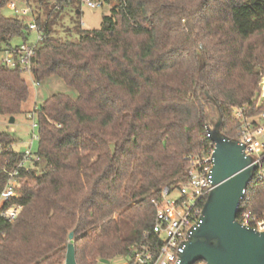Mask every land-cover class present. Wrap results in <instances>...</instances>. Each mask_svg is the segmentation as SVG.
Wrapping results in <instances>:
<instances>
[{
	"label": "trees",
	"instance_id": "obj_1",
	"mask_svg": "<svg viewBox=\"0 0 264 264\" xmlns=\"http://www.w3.org/2000/svg\"><path fill=\"white\" fill-rule=\"evenodd\" d=\"M9 1L0 0L3 49L16 47L14 38L27 42L31 31L3 15ZM34 1L45 18L36 20L44 38L33 79L57 77L74 95L53 93L28 110L37 118L40 160L20 169L10 201L22 205L18 216H0V264L61 263L70 231L78 264L110 263L136 241L159 240L151 198L182 181L190 158L213 146L210 98L230 138L239 131L232 107L264 112V102L255 106L264 0H115L100 28L80 30L77 40L53 28L76 0ZM29 88L24 72L0 63V114L20 113ZM14 142L0 131V193L21 158ZM245 195L240 209L263 217L264 180L253 177Z\"/></svg>",
	"mask_w": 264,
	"mask_h": 264
},
{
	"label": "built area",
	"instance_id": "obj_2",
	"mask_svg": "<svg viewBox=\"0 0 264 264\" xmlns=\"http://www.w3.org/2000/svg\"><path fill=\"white\" fill-rule=\"evenodd\" d=\"M19 0H10L8 7L18 11ZM27 4L25 0H22ZM90 8H101L106 0H80ZM23 12L24 8L20 7ZM36 34L33 41L22 42L16 47L1 49L0 63L6 68H18L24 74L31 77L32 83H39L33 79L32 69L36 64L35 55L38 44L43 40V28L36 21L28 24ZM256 107L264 102V77L259 82V91L255 96ZM232 117L239 122L237 140L244 145L246 155L252 157V164L256 165L253 177L264 180V167L261 160L264 155V112L257 117L246 114V106L232 107ZM32 117L34 114H31ZM37 123L32 122V140L29 148L21 152V158L15 167L7 171V182L0 193V216L7 221H13L22 209V205L10 202L18 196L20 169L34 168L35 162L40 157L32 152L30 147L38 136L34 134ZM214 145L203 155L191 157L188 168L185 170V178L175 186L164 185L151 203L154 207V222L152 233L159 240L151 238L134 242L130 251L124 258H128L127 264H176L183 252L185 243L193 230L200 224L202 209L208 193L213 189L212 183V152ZM10 202L4 208L3 204ZM240 208V207H239ZM236 220L242 225L254 231H264V216L259 217L247 211L239 209ZM1 242V241H0ZM122 258V257H121Z\"/></svg>",
	"mask_w": 264,
	"mask_h": 264
},
{
	"label": "water",
	"instance_id": "obj_3",
	"mask_svg": "<svg viewBox=\"0 0 264 264\" xmlns=\"http://www.w3.org/2000/svg\"><path fill=\"white\" fill-rule=\"evenodd\" d=\"M210 102L213 117L207 122L206 131L214 145V187L205 199L201 222L186 241L176 264H264V231H254L236 220L256 165L245 154L243 144L221 132L219 107L212 98ZM9 121L13 122L14 117ZM64 264H78L74 231L68 234Z\"/></svg>",
	"mask_w": 264,
	"mask_h": 264
},
{
	"label": "rangeland",
	"instance_id": "obj_4",
	"mask_svg": "<svg viewBox=\"0 0 264 264\" xmlns=\"http://www.w3.org/2000/svg\"><path fill=\"white\" fill-rule=\"evenodd\" d=\"M115 0H109V2L105 3L101 8H90L82 1H74L66 5L60 13V17L57 22L54 24L53 28L58 30L60 37L62 39L68 37L72 40H77L79 36L80 30H94L99 29L102 22V17L110 14V10L114 4ZM19 4L18 11L12 10L8 7V4L2 9V13L6 17H15L22 20L25 24H29L38 19L44 21L45 12L39 8L37 2L31 0L26 4L22 0L17 1ZM20 7L24 8L22 12ZM79 10L81 13L77 14L76 10ZM36 38V34L33 30L30 31L28 36V41H33ZM22 43L21 38H14L11 40L10 44L12 46L18 45ZM6 45L3 42H0V48H5ZM26 79L30 84V96L26 102L23 103L22 111L16 114L14 117V121L10 122V116L1 115L0 114V131H6L10 133L15 142L13 147L18 152H23L27 148H29V143L32 140V122L37 123L36 115L32 117L31 113H28L29 109L33 108V104L36 106H40L45 99L57 92L66 93L70 95H74L73 89L66 86L59 78L52 77L47 81L39 83L35 85L32 83L31 77L25 74ZM210 115L213 116V111L211 106L209 107ZM259 114L254 115L257 117ZM34 134L38 135L37 126L34 129ZM32 152H37L38 150V140H34L31 147ZM68 242V241H67ZM66 242V244H67ZM66 244L65 251H66ZM128 258L117 257L110 263H102V264H127ZM64 264V259L61 263Z\"/></svg>",
	"mask_w": 264,
	"mask_h": 264
}]
</instances>
